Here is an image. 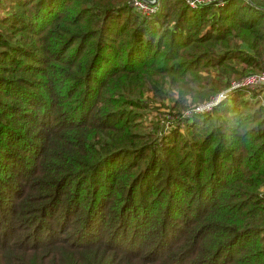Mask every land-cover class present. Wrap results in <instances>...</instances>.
<instances>
[{
  "label": "trees",
  "instance_id": "1",
  "mask_svg": "<svg viewBox=\"0 0 264 264\" xmlns=\"http://www.w3.org/2000/svg\"><path fill=\"white\" fill-rule=\"evenodd\" d=\"M210 1L0 0V264H264L260 91L147 113L262 72L264 0Z\"/></svg>",
  "mask_w": 264,
  "mask_h": 264
},
{
  "label": "rangeland",
  "instance_id": "2",
  "mask_svg": "<svg viewBox=\"0 0 264 264\" xmlns=\"http://www.w3.org/2000/svg\"><path fill=\"white\" fill-rule=\"evenodd\" d=\"M262 68L264 69V62L262 64ZM260 73L261 72L249 74V75H246L245 77H243L239 80H231V81H235V83L233 82L231 86H233L235 84H239V83L252 82V81H250L251 78L256 77L253 75L258 76ZM236 89H241V88L235 87V88H233V90L228 89V90H226V91H228L226 94L229 95V93L234 92ZM247 89H248V87H245V89H243V91L246 93H252L254 91L259 90L260 95H258V99H261L263 101V99H264V92H263L264 88H261L259 85H257L254 88H249V89H251L250 91ZM221 93H219L218 95H220ZM143 99L148 103L149 101H151L152 96L149 93L145 92L143 95ZM174 99H177L176 96H174ZM222 101H225V100L223 99L220 102H222ZM176 103L174 105H172V107L174 109H171V105H170L169 101H166V100L162 101V103H158V102L156 103V102H152V101L148 103L149 104L148 105L149 111L147 113H148V115L152 116L154 123L159 125V128H160L162 135L165 132L167 133V132L171 131L172 128L174 130H173V132H171V134H174L177 131V133L179 135L183 136V135L188 134V132H189V129L187 128L185 119H189L193 116V115L192 116L187 115V113L191 110L192 107L190 109L189 108L184 109L185 106H184V102L182 101L178 105H181L182 107L183 106L184 107L182 109H180L177 107L178 105H176ZM218 104L214 107V109L219 106ZM195 105H198V104H195ZM195 105H193V106H195Z\"/></svg>",
  "mask_w": 264,
  "mask_h": 264
},
{
  "label": "built area",
  "instance_id": "3",
  "mask_svg": "<svg viewBox=\"0 0 264 264\" xmlns=\"http://www.w3.org/2000/svg\"><path fill=\"white\" fill-rule=\"evenodd\" d=\"M185 2L193 8H196L199 5H207L211 3L210 0H185ZM130 6L136 15L143 18H153L158 12L157 0H130ZM250 81L252 82L235 84L231 89L235 87L245 89V87H248L247 90L250 91L251 89L249 88H254L257 85L264 88V69L258 76L252 77ZM227 92L228 91H225L220 95H217L214 99L208 102L193 106L187 115L198 116L211 111L221 100L225 99Z\"/></svg>",
  "mask_w": 264,
  "mask_h": 264
}]
</instances>
